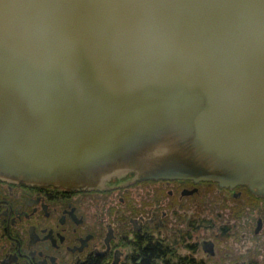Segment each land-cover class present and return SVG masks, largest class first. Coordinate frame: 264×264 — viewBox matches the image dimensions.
<instances>
[{"label":"water","instance_id":"water-1","mask_svg":"<svg viewBox=\"0 0 264 264\" xmlns=\"http://www.w3.org/2000/svg\"><path fill=\"white\" fill-rule=\"evenodd\" d=\"M128 174L264 198V0H0V178Z\"/></svg>","mask_w":264,"mask_h":264},{"label":"flooded vegetation","instance_id":"flooded-vegetation-1","mask_svg":"<svg viewBox=\"0 0 264 264\" xmlns=\"http://www.w3.org/2000/svg\"><path fill=\"white\" fill-rule=\"evenodd\" d=\"M214 190L218 194L212 198ZM246 191L245 186L226 189L209 181H136L133 174L114 179L106 190H72L0 178V264H209L208 259L217 256L216 242L200 241L197 230L212 221L202 219L197 225L198 220L187 219L186 213L203 201L209 203L211 215L215 209L230 207L232 200V211L240 205H245L246 215L259 210L254 232L260 234L264 198L243 202ZM165 207L176 215V227L168 236ZM185 219L187 227L182 228ZM218 225L222 236L233 233L232 226ZM205 241L213 242L214 253L204 249ZM200 251L206 259L198 255ZM150 252L157 253V259L150 261ZM236 264L246 262L241 257Z\"/></svg>","mask_w":264,"mask_h":264},{"label":"rangeland","instance_id":"rangeland-1","mask_svg":"<svg viewBox=\"0 0 264 264\" xmlns=\"http://www.w3.org/2000/svg\"><path fill=\"white\" fill-rule=\"evenodd\" d=\"M218 192L214 190L211 194L213 198ZM222 195V193H220ZM230 197L231 194L228 193ZM232 205L233 201H230V207L226 209H215L213 213L209 215V203L205 204L203 201L197 209H190L186 213V218L189 219L191 216L197 219V225L202 219L211 220L212 222H204V224L198 228L197 233L199 240L212 239L216 242V253L217 256L208 259L209 264H236V260L243 257L246 264L253 262L254 260L258 264H264V230L260 234H255L254 230L257 224L258 218L261 216L259 210L251 211L246 215L244 214L241 218H232ZM168 212V226L164 230H161L168 236L173 232V228L176 227V215L172 209L165 207ZM250 209V208H248ZM183 212V211H181ZM220 212L221 216H217L216 213ZM180 225L182 228L187 227L186 219L181 221ZM230 225L232 226L233 233L227 234L226 236L221 235V231L217 226ZM206 227V228H205ZM172 229V230H171ZM154 231V230H153ZM156 236H159L158 230L154 231ZM194 240V239H193ZM182 252L187 250L182 247ZM200 257L207 258V255L200 251L198 254Z\"/></svg>","mask_w":264,"mask_h":264},{"label":"trees","instance_id":"trees-1","mask_svg":"<svg viewBox=\"0 0 264 264\" xmlns=\"http://www.w3.org/2000/svg\"><path fill=\"white\" fill-rule=\"evenodd\" d=\"M259 200H262V198H258L256 196H254L253 194H251L249 191H246V193L243 195V200L242 201L243 202L247 201V203L248 202L254 203V202L259 201ZM244 208H245V205H240L239 209H234L232 211V218H237V219L241 218L244 215L243 214ZM171 249L173 250V248H171ZM156 254L155 253L153 254V253L150 252V261H152V258L157 259L156 258L157 255ZM155 255H156V257H154ZM250 263L254 264L253 262H250ZM152 264H156V263L152 262Z\"/></svg>","mask_w":264,"mask_h":264}]
</instances>
